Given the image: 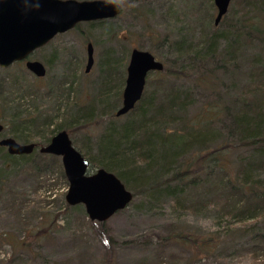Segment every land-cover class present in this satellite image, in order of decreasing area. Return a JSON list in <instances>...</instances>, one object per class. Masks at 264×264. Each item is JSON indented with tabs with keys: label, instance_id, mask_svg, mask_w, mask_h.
Segmentation results:
<instances>
[{
	"label": "rangeland",
	"instance_id": "374dc122",
	"mask_svg": "<svg viewBox=\"0 0 264 264\" xmlns=\"http://www.w3.org/2000/svg\"><path fill=\"white\" fill-rule=\"evenodd\" d=\"M250 1L231 0L221 24L215 27L212 21L210 25L206 24L209 15L212 13L214 18L216 14L215 9L211 11L209 7L212 0H139L136 5L133 4L132 10L126 8L115 18L100 24L80 23L78 31L72 29L56 35L30 56L31 60L45 66L44 78L36 80L22 62L13 63L6 69L0 68V83L6 75L16 76L24 86L31 84L39 91L34 101L26 99L28 104L17 99L14 106L10 105L5 112L0 107V139L11 138L8 118L11 114L35 118V111L39 118L46 120L56 116L49 129L70 130L68 134L66 129H61L68 134L74 149L81 156L85 153L86 157L82 158L92 160L93 165L87 171L94 174L100 162L96 148L102 135L109 127H122L127 121L126 116L109 118L99 113L103 108L96 101L97 81L102 75L100 60L125 54L127 63L128 54L134 48L149 52L166 70L183 68L189 73L187 69L194 68L189 73V80L176 82L184 88V92L192 93L190 100L193 103L186 110L185 119L198 116L197 120H204L206 109L218 100L217 96L223 103L228 97L235 96L247 100L250 90L246 86L255 82L254 76L249 74L250 69L252 66L255 69L264 66L260 60L263 43L254 41L247 45L240 40L235 64L233 67L224 64L225 69L221 70L218 63L226 61L230 55L222 54L225 43L218 41L214 55L207 60L202 59L205 67L215 71L212 77L214 91L208 89L210 86L204 88L202 83H195L198 63L192 65L193 57L178 58L172 44L184 39L188 47L199 45L197 50H200L205 41L202 36H210L213 29L218 35L222 33L225 36L234 30L235 25L254 23L257 19L264 24V12L260 14L255 10L256 0ZM87 44L92 45L94 61L88 74L84 72ZM154 78L155 74L149 75L146 91H151ZM58 86L62 88L60 93L55 92ZM50 89H53L54 98L47 99L44 95ZM16 97L19 94L9 96L11 100ZM99 99L107 104L110 101L108 97ZM120 101L121 97L115 110L120 107ZM87 106L94 109L91 122L73 127L65 114ZM214 131L219 132L216 142L224 138L223 125H216ZM30 132L28 137L32 139L29 142L38 146L29 156L14 157L12 162L5 164L2 159L6 152L0 147V264H264L263 255L256 256L250 251L252 241L249 234L245 236V232H233L217 237L228 221L219 217L217 207L221 205L220 200L212 197L204 198L206 206H199L195 212L188 207L190 200L177 204L167 191L164 192V187L156 190V194L133 196L134 192H140L138 189L142 184L134 179L129 186L124 185L132 193L128 207L103 223L90 221L83 206L70 207L66 204L64 197L68 183L62 175L61 162L57 157L39 153L38 148L45 145V140L33 135L37 132L34 128ZM228 143L232 147L231 162L237 164L246 158V150L237 149L232 141ZM129 155L138 161L136 152ZM155 164L159 166L160 160ZM51 166L54 168L50 171ZM165 168L159 172L160 182L171 176L164 171ZM218 223L222 228H218ZM232 226L239 228L235 224ZM252 229L263 233L264 219L251 222L245 231L247 233ZM177 233L184 237L190 235L189 240L195 239L196 242L202 240L208 243V239L213 238V247L209 252H202L189 241L182 244L165 239Z\"/></svg>",
	"mask_w": 264,
	"mask_h": 264
},
{
	"label": "trees",
	"instance_id": "16d2710c",
	"mask_svg": "<svg viewBox=\"0 0 264 264\" xmlns=\"http://www.w3.org/2000/svg\"><path fill=\"white\" fill-rule=\"evenodd\" d=\"M138 1L115 0L121 8L119 14L126 8L132 10L133 4L136 5ZM209 7L211 11L214 10L212 2ZM255 10L260 11V14L264 12V0H256ZM212 18L211 13L206 20L207 25H210L211 21V24L213 23L214 18L213 20ZM105 21L93 23L100 24ZM79 24L73 29L78 31ZM202 39L205 41L200 50H197L199 45L188 47L184 39L174 42L172 48L174 54L181 60L193 57L192 65L198 63L195 83H202L204 88L210 86L208 89L214 91L212 77L215 71L205 67L202 59L207 60L212 54L214 55L215 44L223 40L225 49L222 54L230 56L226 61L218 63V68L225 69L224 64L232 66L235 64V54L240 40L247 45L256 41L263 43L264 46V24L257 19L254 23L235 25L234 30L226 33L225 36L222 33L218 35L213 29L210 36L204 35ZM262 53L260 60L264 63V49ZM195 57L200 60H196ZM126 60L125 54L115 58L104 57L100 60L99 70L102 75L97 81L96 101L103 107L99 113L109 118L115 117V109L121 97L120 90L124 87ZM193 70L194 68L187 69L189 73ZM189 73L183 68L177 71L163 68L162 72L150 73L155 74L153 79L155 84L151 86V91H146L144 88V93L134 109L126 113L127 121L122 127H109L99 140L96 148L100 161L98 169L112 173L125 186H129V182H133L134 179L136 182H141V187L138 189L140 192L133 194L135 197L141 193L156 194V190L164 187V192L167 191L168 196L177 204L190 200L188 207L195 212L198 211L196 209L199 206H206L207 203H203L206 197L220 200L221 205L217 207L220 212L219 217L225 218L228 222L224 225V231L217 237L228 236L233 232H245V236L249 234L251 237L250 251L256 256H264V232L257 233L253 229L247 233L245 231L251 222L264 219V66L261 65L256 69L252 66L250 69L249 74L254 76L255 82L252 81L248 87L246 86V89L250 90L247 100L235 96L228 97L223 103L221 97L217 96L218 100L209 105L205 119L202 121L196 119L198 116L192 119L184 117L186 110L193 103L190 100L192 93L184 92L182 90L184 88L178 86L176 82L182 79L189 80ZM149 75L146 77V84ZM6 76L0 83V107L3 112L10 105L14 106L13 103L17 99L24 100L26 104V99H31L32 102L38 98L39 91L35 90L33 85L24 86L16 76ZM57 91L62 92L61 86H58L55 92ZM52 93L53 89H50L44 96L47 99L54 98ZM13 94H19V97L11 100L9 96ZM99 97L101 99L108 97L110 101L107 104ZM93 110L89 106L81 107L74 112L72 109L65 116L73 127H82L91 122ZM33 115L35 118L21 117L18 113L8 117L12 129L10 135L14 141H20L24 143L23 145L30 143L32 138L28 135L32 133L30 131L33 128L37 131L33 135L37 139L44 138L45 145L50 142L47 136L54 132L66 129L68 134L71 133L67 128H60L57 131L49 129L56 116L46 120L39 118L40 115L35 111ZM216 125H223L225 132L224 138L219 142H216V139H219L217 138L219 132L214 131ZM229 141H232L237 149L246 150L245 152L248 153L246 158H242L237 164L230 161L232 147ZM35 145L38 146L36 143ZM153 145L157 149H154ZM131 152H136L138 161H134L129 155ZM82 156L86 157L85 153ZM14 157L16 156L6 153L2 161L8 164ZM158 160L161 163L159 166L155 164ZM88 161L87 170L93 165L92 160L88 158ZM165 166L164 171L171 176L160 182L159 172ZM53 168L54 166H51L48 170L51 171ZM60 171L61 169L58 170ZM155 171L156 173H153ZM131 174L134 177H130ZM234 224L239 228H234L232 226ZM100 226L103 227L102 224ZM218 228H222L220 223ZM189 238L190 235L184 237L181 233H177L165 239L182 244L189 241L193 247L199 248L202 252H209L213 247V238L208 239L210 243L202 240L196 242L195 239L189 240ZM108 241L112 242V240Z\"/></svg>",
	"mask_w": 264,
	"mask_h": 264
},
{
	"label": "water",
	"instance_id": "95a60500",
	"mask_svg": "<svg viewBox=\"0 0 264 264\" xmlns=\"http://www.w3.org/2000/svg\"><path fill=\"white\" fill-rule=\"evenodd\" d=\"M214 26L228 12L231 0H212ZM120 5L105 0H0V68L24 62L35 79L46 76V68L37 60H29L56 35L67 33L79 23L110 20L120 13ZM86 65L89 73L94 61L92 45H86ZM124 87L116 117L126 116L143 95L146 77L163 71L162 64L147 51L131 50L125 67ZM2 126L0 125V132ZM0 147L10 156H29L36 148L33 143L22 145L11 138L0 139ZM39 153L59 158L68 189L65 202L70 207L81 205L85 215L95 223H103L130 205L132 193L112 173L102 169L88 174L89 163L74 149L66 131L61 130L50 142L38 148Z\"/></svg>",
	"mask_w": 264,
	"mask_h": 264
},
{
	"label": "flooded vegetation",
	"instance_id": "af4514ba",
	"mask_svg": "<svg viewBox=\"0 0 264 264\" xmlns=\"http://www.w3.org/2000/svg\"><path fill=\"white\" fill-rule=\"evenodd\" d=\"M54 38H55V37H54ZM48 43H49V42H48ZM48 43H47V44H48ZM29 60H31V59H29ZM22 63L24 64V62H22ZM44 67H45V66H44ZM5 139H6V138H5ZM11 139H12V138H11ZM12 140H13V139H12ZM15 142H16V141H15ZM16 143H18V142H16ZM4 150H5V149H4Z\"/></svg>",
	"mask_w": 264,
	"mask_h": 264
},
{
	"label": "clouds",
	"instance_id": "9594fccd",
	"mask_svg": "<svg viewBox=\"0 0 264 264\" xmlns=\"http://www.w3.org/2000/svg\"><path fill=\"white\" fill-rule=\"evenodd\" d=\"M109 2H111V0H109Z\"/></svg>",
	"mask_w": 264,
	"mask_h": 264
}]
</instances>
